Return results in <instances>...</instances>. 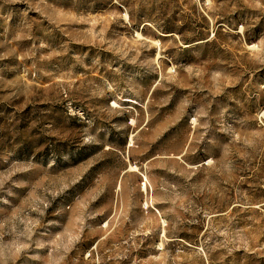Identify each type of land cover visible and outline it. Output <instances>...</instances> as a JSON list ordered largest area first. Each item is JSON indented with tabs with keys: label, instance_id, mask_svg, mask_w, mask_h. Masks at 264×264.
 <instances>
[{
	"label": "rangeland",
	"instance_id": "1",
	"mask_svg": "<svg viewBox=\"0 0 264 264\" xmlns=\"http://www.w3.org/2000/svg\"><path fill=\"white\" fill-rule=\"evenodd\" d=\"M0 264H264V0H0Z\"/></svg>",
	"mask_w": 264,
	"mask_h": 264
}]
</instances>
